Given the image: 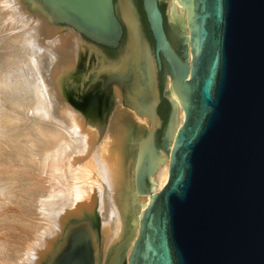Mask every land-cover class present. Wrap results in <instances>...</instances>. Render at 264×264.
<instances>
[{
  "label": "bare ground",
  "instance_id": "6f19581e",
  "mask_svg": "<svg viewBox=\"0 0 264 264\" xmlns=\"http://www.w3.org/2000/svg\"><path fill=\"white\" fill-rule=\"evenodd\" d=\"M8 1L0 5V19H12L6 20L10 35L0 67L19 57L28 76L20 92L6 96L7 104L34 121L21 130L13 124L0 140V247L8 245L0 252L9 257L16 249V264H56L71 235L83 229L92 264H127L146 204L168 181L171 149L185 119L171 78L165 87L173 104L169 149L156 151L162 124L157 64L134 0L115 3L123 37L127 32L115 59L32 9L31 0ZM169 1V20L183 24L185 8ZM2 117L8 125L9 114ZM16 223L19 232L12 230Z\"/></svg>",
  "mask_w": 264,
  "mask_h": 264
},
{
  "label": "water",
  "instance_id": "95a60500",
  "mask_svg": "<svg viewBox=\"0 0 264 264\" xmlns=\"http://www.w3.org/2000/svg\"><path fill=\"white\" fill-rule=\"evenodd\" d=\"M27 1L55 25L121 48L114 0ZM174 1L185 8L183 24L168 25L169 0H142L158 86L165 71L156 110L162 96L173 110L170 76L185 119L168 181L146 204L127 264H264V0ZM171 112L156 151L169 149ZM70 243L56 264H92L85 230Z\"/></svg>",
  "mask_w": 264,
  "mask_h": 264
},
{
  "label": "rangeland",
  "instance_id": "374dc122",
  "mask_svg": "<svg viewBox=\"0 0 264 264\" xmlns=\"http://www.w3.org/2000/svg\"><path fill=\"white\" fill-rule=\"evenodd\" d=\"M1 1H2V3H1ZM0 1V5L1 6H3L4 4H6V1H7V3L9 2L8 0H1ZM5 3H4V2ZM11 2V1H10ZM28 2V1H27ZM117 2H118V0H117ZM170 2V1H169ZM169 2H165L167 5H166V17H167V22H168V25H170V20H169V14H168V9H169ZM134 3H135V5H136V7H137V10H138V13H139V16H140V19H141V22H142V26H143V31H144V34H145V36H146V38H147V40H148V42L150 43V45H151V48H152V50L154 49V47H155V41H154V39H153V37H152V34H151V31H150V29H149V25H148V23H147V20H146V16L143 14L144 12H142L143 10V8H142V0H134ZM9 4V3H8ZM13 4V3H12ZM0 6V7H1ZM28 6H29V4H28ZM7 19H9V20H7ZM5 18V21H3L2 19H0V25L2 26H0V50H2V54H4V51H5V49H6V46H7V36L8 35H10V33L8 32L7 33V31H8V27H7V23H6V20L10 23L11 21L10 20H12L11 18ZM2 23V24H1ZM9 23H8V25H9ZM6 25V26H5ZM5 27V28H4ZM2 28V29H1ZM11 31V30H10ZM12 32V31H11ZM6 37V38H5ZM5 38V39H4ZM126 38H127V32H126V36H125V38L123 37V43H125L124 41L126 40ZM123 43H122V45H123ZM2 47H3V49H2ZM17 58V60H15ZM19 57H15V59H14V57H13V64H12V62H11V64L9 65V66H7V68H6V70H1V67H0V80H2V81H0L1 83H0V115L2 114V118H5V114H9V117H8V120H9V122H7V124L8 125H6V123L5 122H3V120L1 119L0 120V140L3 138V137H5L6 135H7V131H8V127H12L13 126V124L15 125V126H17V127H15L16 128V130H21L22 129V127L23 128H26L27 127V125L29 124V123H31V121H34V119L33 118H31V117H29L28 115H24V114H22V112L21 111H19L18 112V110H15V108H12V107H10V105L9 104H7V98H6V96L7 95H9L10 93H11V95H13L14 93H13V91H15L16 93L17 92H20L21 91V89H22V86L21 87H19L18 88V86H20V85H22L21 83H24L23 85H25L26 83H25V79H27L26 77L28 76V71H27V67H26V65H27V63L25 64L24 62H22L21 61V59L19 58ZM22 62V63H21ZM18 63L20 64L19 66H17L18 65ZM15 64H16V66H15ZM25 64V65H24ZM11 66V67H10ZM21 66V67H20ZM13 67V68H12ZM20 67V68H19ZM15 69V70H14ZM24 71V72H23ZM18 74V75H17ZM27 74V76H24V75H26ZM4 76V77H3ZM20 76V77H19ZM14 78H15V80H14ZM24 78V79H23ZM8 79H9V81H8ZM7 81V82H6ZM19 81V82H18ZM24 81V82H23ZM9 82V83H8ZM21 82V83H20ZM4 83V84H3ZM16 83V84H15ZM7 84V85H6ZM10 86H9V85ZM15 84V85H14ZM17 87V88H16ZM8 88V89H7ZM16 89V90H15ZM163 89H164V83H163ZM12 92H11V91ZM8 91V92H7ZM23 92V91H22ZM25 95H26V93H25ZM161 112H162V114H164V115H166V114H168L167 113V110L164 108V106H162V108H161ZM10 118V119H9ZM12 120V121H11ZM14 120V121H13ZM11 121V122H10ZM18 124H17V123ZM23 124H22V123ZM25 124V125H24ZM19 127V128H18ZM13 128V127H12ZM161 128H162V124H161V126H158L157 127V129L155 130V135L157 134L156 132H159V135L157 136V139H156V141L159 143V140H158V137L159 136H161V134H160V130H161ZM16 130H14V131H16ZM8 134H10V131H9V133ZM4 140V139H3ZM155 143V142H154ZM21 215V214H20ZM17 216H19V215H17ZM2 217V216H1ZM4 217V216H3ZM5 218V217H4ZM24 218V217H23ZM26 219V218H25ZM2 221H3V219H2ZM20 228V226H18V224L16 223V225L12 228V230H14L15 232L17 231V232H19V229ZM23 230H25V231H27V233H28V231H29V229L28 228H26V227H21ZM27 229V230H26ZM13 231V232H14ZM12 232V233H13ZM16 237H18V236H16ZM15 237V242L16 241H19L18 240V238H16ZM17 239V240H16ZM3 246V247H2ZM7 246L8 245H6L5 243L2 245L1 244V247H0V250L2 249H5V247H6V249L4 250V251H6L7 250ZM13 247V246H12ZM10 248V247H9ZM11 250H13V249H11L10 248V251ZM15 250V251H14ZM13 251H11V254H12V257H10V255H9V257H10V259H8L9 257L8 256H6L7 255V252H5L4 253V251H2V252H0V254L2 255H0V264H16V262H17V259H18V257H20V253H18V251L16 250V249H14ZM15 252V253H14ZM4 254H5V257L7 258H5L4 257ZM14 256V257H13ZM16 256H17V258H16ZM3 258H5V259H3ZM15 260H14V259ZM13 259V260H12ZM20 259V258H19ZM15 263H14V262Z\"/></svg>",
  "mask_w": 264,
  "mask_h": 264
},
{
  "label": "flooded vegetation",
  "instance_id": "af4514ba",
  "mask_svg": "<svg viewBox=\"0 0 264 264\" xmlns=\"http://www.w3.org/2000/svg\"><path fill=\"white\" fill-rule=\"evenodd\" d=\"M114 2L116 3L117 0H114ZM142 8H143V4H142ZM161 8L163 10V6L162 5H161ZM142 12H144V10ZM143 14L145 15V13H143ZM125 36H126V34H125ZM125 36H124V38H125ZM122 43H123V41H122ZM102 50L104 51V53L106 54V56L108 58H111V59H115L118 56L119 51H120V49H113V48H107V47H102ZM164 66H166L165 63H164ZM164 72L165 71L163 70L162 71V75L159 78V89H160L161 95L163 94V81L162 80L164 78ZM164 99L167 101V103H164ZM162 106H164V108L167 110V113H168L167 114V120H168L169 114L171 112V104H170L169 100L167 98L163 97V96L161 97V101H160V103L158 105V109H157L158 115L160 116V119H162V128L160 130L161 136L158 137L159 143L156 141L157 136L159 135V132H156L157 134L155 135V142H156V146L158 148L161 147L162 138L164 136V130H165L166 122H167V120L165 121L164 118H163V116H162V114H161V108H162ZM168 107H169V109H168Z\"/></svg>",
  "mask_w": 264,
  "mask_h": 264
},
{
  "label": "trees",
  "instance_id": "16d2710c",
  "mask_svg": "<svg viewBox=\"0 0 264 264\" xmlns=\"http://www.w3.org/2000/svg\"><path fill=\"white\" fill-rule=\"evenodd\" d=\"M164 103H167V101L165 99H164ZM168 109H169V107H168ZM161 114H162V112H161ZM162 116H163L164 120L166 121L167 120V114L166 115L162 114Z\"/></svg>",
  "mask_w": 264,
  "mask_h": 264
}]
</instances>
